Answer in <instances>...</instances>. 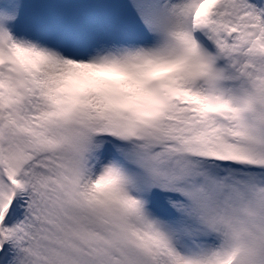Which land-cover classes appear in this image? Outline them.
I'll return each mask as SVG.
<instances>
[{
  "label": "snow or ice",
  "instance_id": "snow-or-ice-1",
  "mask_svg": "<svg viewBox=\"0 0 264 264\" xmlns=\"http://www.w3.org/2000/svg\"><path fill=\"white\" fill-rule=\"evenodd\" d=\"M0 264H264V0H0Z\"/></svg>",
  "mask_w": 264,
  "mask_h": 264
}]
</instances>
